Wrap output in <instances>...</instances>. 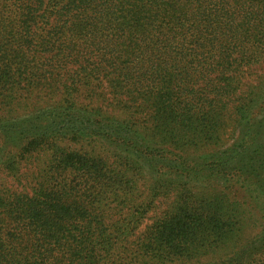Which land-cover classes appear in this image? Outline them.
Segmentation results:
<instances>
[{
    "label": "trees",
    "instance_id": "trees-1",
    "mask_svg": "<svg viewBox=\"0 0 264 264\" xmlns=\"http://www.w3.org/2000/svg\"><path fill=\"white\" fill-rule=\"evenodd\" d=\"M0 264H264V0H0Z\"/></svg>",
    "mask_w": 264,
    "mask_h": 264
},
{
    "label": "rangeland",
    "instance_id": "rangeland-1",
    "mask_svg": "<svg viewBox=\"0 0 264 264\" xmlns=\"http://www.w3.org/2000/svg\"><path fill=\"white\" fill-rule=\"evenodd\" d=\"M254 70H255V71H253V72H254V74H257V73L261 72V71H260V69H259L258 67H257V68H255Z\"/></svg>",
    "mask_w": 264,
    "mask_h": 264
}]
</instances>
